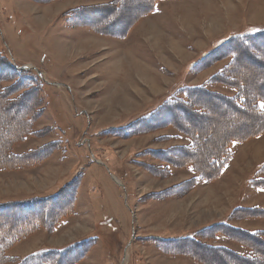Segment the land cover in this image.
Here are the masks:
<instances>
[{
	"label": "rangeland",
	"instance_id": "rangeland-1",
	"mask_svg": "<svg viewBox=\"0 0 264 264\" xmlns=\"http://www.w3.org/2000/svg\"><path fill=\"white\" fill-rule=\"evenodd\" d=\"M108 1L0 0V56L10 59V75L22 70L28 76L25 87L35 86L44 108L24 139L18 137V141L9 143L27 129L25 115L18 113L15 117L21 119H9L12 111L0 99V160H6L8 151L26 155L58 142V149L40 165L33 164L32 168L24 163L11 171L0 170V202L49 196L77 180L75 199L68 196L73 204L70 214L62 216L53 230L39 228L9 248V256L20 259L40 249H59L96 236L76 264H196L169 251L171 248L166 247L171 253L159 250V244L148 238H175L195 232L224 219L234 207L264 209V189L249 182L257 177L264 179V173H254L264 163V134L233 145L234 156L217 180H200L195 188L171 192L172 187L197 175L171 164V158L180 153L176 147L186 146L187 140L175 137L177 132L170 127L144 129L140 134H133L132 127L127 135L113 128H121L133 116L146 114L156 103H162V96L176 84H208L206 79L222 70L230 58L212 54L207 60H215L208 66L200 70L195 66L190 70L189 66L232 35L248 28H264V0H159L153 11L135 19L120 38L77 27V22L84 24L85 20L70 25L62 19L70 9L105 5ZM138 2L145 0L128 1L121 9L125 16L115 24L124 25L130 15L140 12ZM111 3L113 9H120L114 0ZM107 10L111 11L109 7ZM95 24L109 25L101 21ZM221 53H227L226 49L217 54ZM135 66L145 72H136ZM249 68L243 66L250 72L239 76L249 80L256 72H264V67L257 71ZM208 87L221 95H235L227 86ZM247 90L253 97L257 87ZM212 107L211 112L215 111ZM162 114L159 121L169 117ZM206 126L212 131L210 138L219 134L216 148L239 132H231L229 126L217 129L214 122ZM169 149L170 159H159L157 152ZM163 167L168 173L159 175ZM251 218L227 221L247 231L264 230V216ZM24 223L21 221L17 228L22 229ZM197 241L239 249L222 238ZM231 261L224 258L221 263L233 264Z\"/></svg>",
	"mask_w": 264,
	"mask_h": 264
},
{
	"label": "trees",
	"instance_id": "trees-1",
	"mask_svg": "<svg viewBox=\"0 0 264 264\" xmlns=\"http://www.w3.org/2000/svg\"><path fill=\"white\" fill-rule=\"evenodd\" d=\"M31 1L49 3L64 0ZM112 1L113 0H110V2L108 1L105 5L100 6L70 9L62 14V19H65V23L70 25L73 24V22L76 23L80 21L79 19L85 20L87 23L84 24L77 22L79 24L77 27L85 26L95 34L109 36L110 38H120L127 34L135 19H141L147 13L153 11L154 4L159 0H145V2L140 4L138 2L136 6L142 7L141 11L130 15L128 17L129 19H127L128 23L126 22L124 25L122 22V24H115V21L125 16V14H122L124 12H121V9L123 6L127 7L128 1L131 2V0H114L120 6L119 10L111 7ZM136 6L134 8H136ZM108 7L111 10L109 12L107 10ZM138 9L140 10V8ZM104 10H106L107 13ZM101 13L105 14L101 15ZM98 15H100V17L97 18ZM98 21H101L102 24L103 22L108 23L109 25L108 27L96 26L95 23ZM112 22L115 24L114 27L110 26V24H113ZM222 48L226 49L227 53L217 54ZM255 49L259 52L252 54L251 52ZM263 53L264 28H248L243 32L232 35L226 41L218 43L211 52L203 55L199 61L189 66L190 70H192L194 66L196 70L208 66L210 61L207 59H209L208 56L212 54L216 58H230L229 62L222 70L218 71L215 76L206 79L208 84H176L162 96V103H156L157 105L153 106V109L149 107L151 110L146 114L142 113L133 116L126 121V124L121 126V128L113 129H118L117 132L125 131L124 133L127 135L128 132H131L132 127L134 129L132 131L133 134H140L144 129L153 130L162 127H170L177 132L175 137L187 140L188 144L186 146L179 145L176 147L175 150L180 153L174 157L175 159L171 158V164L174 165L173 167H179L178 169L180 170L184 168L189 169L197 175L190 180H186L172 187L171 192L173 189L189 190L195 188L200 180L203 183H210L217 180L225 172L229 162L234 156L232 151L233 145L246 143L253 138H260L264 134V111L260 108V104L264 103V72H256L257 74L249 78V80L244 79L246 76H239L242 73L247 74L250 72L245 71L243 66H245L246 69H251L249 67H252L255 71L264 67ZM241 54L244 56L238 59ZM243 58H245L244 62L247 64L242 62ZM7 60L8 59H4V57L0 56V99H2L5 105L12 111L9 119H21V117H15L18 113L25 115L24 123L27 128L23 135L18 132L19 134L13 136L9 140L10 143L14 140L16 142L18 137H20L18 139H24L23 136L30 131L29 129L32 127V123L40 117L44 108L43 104H41L40 92L36 90L35 86L31 85L25 87L28 76H24L22 70L17 75L15 73V76L9 74L7 67H9L8 64L11 63L10 59ZM214 60L215 59H213L212 62ZM238 62L243 63L240 64L241 68L240 66L234 67V65L239 64ZM38 72L39 71H37V73ZM5 81H7L9 85H3ZM208 85L230 87L234 90L235 95L229 97L212 92ZM251 86L257 87V91L253 97L248 96L247 89L249 87L251 88ZM162 97L159 98L157 102H159ZM209 106H214V108H212L215 109V111L211 112ZM162 113H168L169 117L166 118V120L159 121V116H162ZM9 119L7 118V121H9ZM208 122H214L217 129L221 126H229L230 129H233L231 132L236 129L239 130V132L232 137L226 138L220 148H216V140L218 138H215L218 133L215 134L213 132V136L211 138L209 137L212 135V131L209 129V126H206ZM217 123L220 124L218 125ZM237 124L239 125L238 127ZM207 131H209L208 135H206ZM209 139H212V141H209ZM57 144V141L50 142L39 150H34L26 155H18L8 151L9 154L6 160H0V170L11 171V169L22 167L24 163L29 167L33 164L40 165L41 161L48 158L51 152L56 150ZM3 145H5V147L9 146V144ZM208 147L213 148V151L207 152L205 148ZM169 151L170 149L158 151L157 154L161 157H159V159L168 161L171 157ZM200 159H202L203 162H200ZM33 167L34 166H32V168ZM165 169L167 168L163 167V172L159 173V175L164 173L167 174L168 172L166 171L168 169ZM254 173H264V163L259 165ZM249 182L257 188L264 189V179L262 178L257 177ZM76 186L77 180L74 179L66 183V185L60 188L55 194L49 196L31 198L25 201L0 202V264H76L80 260V255L85 253V251L92 246L93 242L97 240L96 236L86 237L59 249H40L20 259L10 257L8 253L9 248L31 237L39 228L53 230L57 221L62 218V216H68L71 206L73 205L71 201H69L68 196L75 199L74 192ZM63 189H65V191ZM252 216H264V209L234 207L229 214L223 217L224 219L202 227L195 232L175 238L149 237L148 239L153 243L159 244V250L162 248L167 253H171L168 252V248H171L169 251L189 258L196 264H222L221 261L224 258L232 260L231 262H233V264H264V230L247 231L230 225L227 221L230 218L252 219ZM21 221H25V223L22 229L19 230L17 224ZM103 223L107 224L106 222ZM194 236H197L198 239L210 241L220 240V238H222L225 240L223 242H233L239 249L234 250L224 245L213 246L206 243L204 244L197 241V238L195 239ZM181 249H183V251L189 250L190 252L185 254Z\"/></svg>",
	"mask_w": 264,
	"mask_h": 264
},
{
	"label": "bare ground",
	"instance_id": "bare-ground-1",
	"mask_svg": "<svg viewBox=\"0 0 264 264\" xmlns=\"http://www.w3.org/2000/svg\"><path fill=\"white\" fill-rule=\"evenodd\" d=\"M136 67V72H139L140 70H141V68L139 69V68H137V66H135ZM141 71H144V70H141ZM141 71H140V73H141ZM145 72V71H144ZM137 76H138V74H137ZM219 259V258H218Z\"/></svg>",
	"mask_w": 264,
	"mask_h": 264
},
{
	"label": "snow or ice",
	"instance_id": "snow-or-ice-1",
	"mask_svg": "<svg viewBox=\"0 0 264 264\" xmlns=\"http://www.w3.org/2000/svg\"><path fill=\"white\" fill-rule=\"evenodd\" d=\"M260 108H261L262 111H264V103L260 104Z\"/></svg>",
	"mask_w": 264,
	"mask_h": 264
}]
</instances>
